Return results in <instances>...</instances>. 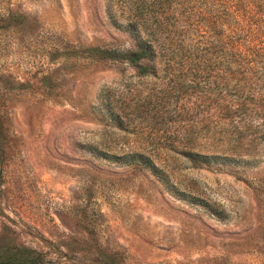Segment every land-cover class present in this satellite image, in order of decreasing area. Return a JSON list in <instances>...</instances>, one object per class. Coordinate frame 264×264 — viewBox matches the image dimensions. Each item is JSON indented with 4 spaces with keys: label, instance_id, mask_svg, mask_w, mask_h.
Returning <instances> with one entry per match:
<instances>
[{
    "label": "rangeland",
    "instance_id": "rangeland-1",
    "mask_svg": "<svg viewBox=\"0 0 264 264\" xmlns=\"http://www.w3.org/2000/svg\"><path fill=\"white\" fill-rule=\"evenodd\" d=\"M186 4L198 6L0 0V246L36 249L44 264H264V94L247 101L250 115L218 110L230 98L227 68L212 66L211 51L203 62L208 42ZM184 32L182 50L167 55L200 57L187 100L160 99L164 71L139 77L91 52L150 43L159 55ZM219 120L228 164L192 167L166 152L183 147L186 130L207 146ZM131 150L164 151L157 162L170 179L101 156Z\"/></svg>",
    "mask_w": 264,
    "mask_h": 264
},
{
    "label": "trees",
    "instance_id": "trees-1",
    "mask_svg": "<svg viewBox=\"0 0 264 264\" xmlns=\"http://www.w3.org/2000/svg\"><path fill=\"white\" fill-rule=\"evenodd\" d=\"M194 1L198 3V6L188 7L186 4L185 10L189 8L186 12V15H189V12L194 9L197 23L196 34L208 42L207 47L204 48L203 62L207 63L206 60H210L212 54V66L217 65L218 71H221L220 66L225 65L228 72V84L225 89L228 92V98H230L224 107L218 103L217 106L221 107L218 110L224 111L231 117L250 115L257 108L249 107L247 101L260 98L264 94V88H262L264 87V0ZM185 31L187 32V30ZM184 38L185 32L181 41L182 45L170 52L166 51L167 53L160 52L159 55L150 43L138 44L134 49L128 50L117 49L111 52L108 49L94 48L91 49V52L100 55L103 61L126 62L139 77L157 78L159 71H164L170 79L165 88H160L159 93H162L160 99L187 100L190 98L191 92L193 94L196 92L195 87L200 84L194 76L190 77L192 71H198L196 63L200 57L193 56L197 60L194 63H192L193 59H184L181 54L178 57L179 62H175L174 57H170L175 51L182 50ZM208 51H211V54H206L209 53ZM168 53L170 55H167ZM207 55H210V58H207ZM184 63L192 65L189 67ZM175 65L179 68H175ZM161 66H164V70H159ZM213 83L219 84V79L216 78ZM198 93L195 94L196 99ZM202 98L204 97L200 94L198 99L203 101ZM111 117L118 124V127L122 126L121 120H117L114 115ZM0 119H3V116L0 115ZM214 124L213 129L207 128L206 130V132L211 133L209 135L210 143L207 146L199 145L195 140V132L186 130L183 147L170 145L166 152L178 156L192 167L228 164L232 157L228 154V125L220 120ZM233 127L235 130L251 128L248 125L242 127L235 125ZM201 130H205V128L202 127ZM198 133L200 132L198 131ZM259 139L264 143V133ZM160 152L131 150L119 154H109L103 151L101 156L108 162L146 171L155 179H170L168 172L157 162V159L161 158L159 153L164 154V151ZM4 160V149L0 144V164ZM1 178L2 168L0 167V180ZM44 263L42 253L36 249L10 242L0 246V264Z\"/></svg>",
    "mask_w": 264,
    "mask_h": 264
}]
</instances>
